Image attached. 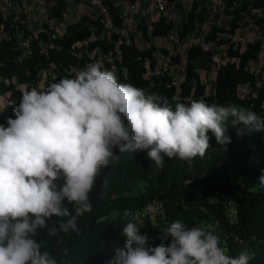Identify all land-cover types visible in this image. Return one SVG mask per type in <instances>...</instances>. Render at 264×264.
I'll list each match as a JSON object with an SVG mask.
<instances>
[{
    "label": "trees",
    "instance_id": "16d2710c",
    "mask_svg": "<svg viewBox=\"0 0 264 264\" xmlns=\"http://www.w3.org/2000/svg\"><path fill=\"white\" fill-rule=\"evenodd\" d=\"M51 15L60 17L65 10L63 0H53ZM113 26L105 37V24L97 11H90L78 21L69 23L61 38H52L55 46L47 55L34 47L28 55H21L14 41L0 42V78L6 79L8 86L0 85V93L9 91L8 99L13 102L0 112V124L7 126V119L14 118L13 109L22 98L23 92L13 89L12 78L24 84L26 90L37 88L45 72L43 89L68 75V68L78 70L95 64L96 58L88 55L98 49L107 59L100 64L103 70L114 71L118 82L142 89L145 95L159 97L157 103L175 110L177 103L188 105L192 101H204L209 105L236 106L252 111L264 120V81L249 72L250 63L262 58L264 46L259 40L248 42L243 50L235 48L230 38L222 34L234 35L244 15L249 16L254 25L264 28V0H223L227 28L212 26L204 42L228 44L229 62L215 71L211 91L206 94L199 82L198 71L209 72L213 67L211 53L201 45L192 44L187 50L183 80L178 91L167 71L154 73L157 67V50L152 45L138 49L132 37L123 35L122 20L112 0H101ZM175 9L183 12L176 33L184 39L196 26H201L209 16L205 0H194L187 9L182 0H167ZM173 27L163 17L151 24L150 36H166ZM141 34L148 39V29L142 22ZM95 36L87 46H76ZM41 34L40 38H46ZM167 54L163 49L159 50ZM148 63V70L144 64ZM179 55L170 57V63L178 64ZM125 70V73L122 71ZM146 76L148 78H146ZM74 78V77H73ZM238 85H251L255 94L250 99L239 97L235 89ZM232 117L226 121V135L230 143L219 145L214 134L209 131L210 148L203 158L192 160L170 159L163 156L162 167L147 157L145 151L117 152L118 159L102 168L92 191L89 193L92 210L77 220L79 233L57 231L48 235L47 228L41 229L34 239L41 245V251L49 252L57 264H108L118 248H122L125 237L122 229L133 221L128 213H136L152 201H158L159 213L154 219L140 218L143 222L141 233L148 236V244L156 246L163 240L170 242L167 230L172 222L180 221L191 228L204 226L219 238L220 246L227 249L226 255L238 257L241 253L251 256L249 264H264V189L260 188L258 177L264 175V126L238 123L232 125ZM237 129L242 135L237 134ZM58 184L62 181H58ZM67 203V202H66ZM71 214L74 206L67 204ZM229 208L234 211L233 219L226 217ZM70 217L53 216L47 227H58Z\"/></svg>",
    "mask_w": 264,
    "mask_h": 264
},
{
    "label": "clouds",
    "instance_id": "9594fccd",
    "mask_svg": "<svg viewBox=\"0 0 264 264\" xmlns=\"http://www.w3.org/2000/svg\"><path fill=\"white\" fill-rule=\"evenodd\" d=\"M90 11L97 10L84 15ZM104 35L108 37L106 32ZM89 39L81 45L87 46L96 38ZM88 55L96 58L95 64L81 70L70 66L68 75L72 78L60 79L46 89L45 72L39 73L37 88L30 90L16 78L11 80H16L13 89L23 94L13 109L14 118L7 119V126L0 124V264H57L49 252L40 250L34 237L45 228L50 236L57 231L79 233L77 220L92 210L89 193L96 178L102 168L118 159V151L146 150L147 157L162 167L161 153L170 159L203 158L210 148L209 131L217 144L230 143L225 134L229 117L233 126H264L256 113L236 106L192 101L188 105L177 103L173 110L166 101L157 103L159 97L154 94L145 95L142 89L118 82L114 71L103 70L101 60L109 59L98 49ZM144 66L148 70L147 62ZM199 71V82L208 94L215 73L206 84L201 82ZM182 80L183 75L176 84L172 79L176 91ZM263 81L259 79L255 85ZM239 87L246 89L238 91ZM252 87L238 85L235 92L250 99L255 94ZM11 105L13 102L4 105L0 112ZM237 134L242 135V131L237 129ZM258 181L264 189V175ZM67 204L74 206V215ZM233 215L229 208L226 217L231 220ZM53 216L70 218L49 228L47 221ZM141 228L139 217L125 224L124 246L116 249L108 264H249L251 259L246 253L226 255L219 238L204 226L188 228L180 221L172 222L166 232L170 242L162 240L156 246L148 244Z\"/></svg>",
    "mask_w": 264,
    "mask_h": 264
},
{
    "label": "built area",
    "instance_id": "2783aa9c",
    "mask_svg": "<svg viewBox=\"0 0 264 264\" xmlns=\"http://www.w3.org/2000/svg\"><path fill=\"white\" fill-rule=\"evenodd\" d=\"M63 1H65L66 3L65 10L63 11L60 17L56 18L51 15V7L55 5V2L53 0H0V42L14 41L17 44L16 47L21 55L30 54L34 47L38 48L41 51V53L47 55L49 50L55 46L52 38H61L65 32L66 26L69 23L78 21L85 14L80 9L75 10L74 8H72V12H70L69 10L70 6L67 4V2L68 1L72 2V0H63ZM192 1L194 0H182V2L185 4L187 9L190 7ZM78 2L79 0H75V4H77ZM81 2L85 6H88L90 10H97L99 14L102 15V18L105 23L106 36H108V33L113 30V26L108 17L106 8L102 4V1L81 0ZM205 3L206 6H208L209 8L208 19L203 24H201L200 27L196 26L184 39H179L176 33V29L179 28L180 26V21H181L180 20L178 23L179 25H177L176 27L173 26L175 27L174 31L176 34L173 40L178 42V44L180 45L179 48L184 49L185 61L187 56V50L192 44L201 45V47L204 50L209 51L211 53V61L213 63V67L208 73H206V71H203V74L207 75L208 77H213L215 71L220 66L226 65L230 60L229 56L227 55L228 44L223 43L217 45L215 44L214 41L204 42V37L209 34V30L212 26L218 27L219 24V26H223L227 28V18L224 14L225 4L223 0H205ZM151 5L153 10L156 11V13L157 12L161 14L163 13V15L158 16L157 13L156 17L152 16L151 18L147 19L148 14L150 13V8L143 5L140 0H125L123 1V3H117V4L114 3V6L118 10V16L122 20V24H123L122 33L125 37H127L126 32L129 26L131 25H133V28H137V30H140L141 33L140 26L143 22L145 23L148 29V35H147L148 39L158 38V37H152L149 34L151 29V24L157 21L160 17H163L167 22H172L174 21L173 19L174 11L175 10L179 11L178 9H175L173 4L169 3L167 0H152ZM179 13H181V19H182L183 12L179 11ZM245 16L247 15H244L241 18L240 23ZM215 18H218L217 22ZM219 19H222V22L224 24L222 22L218 23ZM198 30H200L202 34L197 33L192 35L193 32ZM41 34L46 35L47 37L40 38ZM233 36H235V34L232 36L228 34H222L221 38L223 39L230 38L233 41ZM169 38L172 39V37L170 36ZM148 39L147 40L144 39V41L148 42ZM90 40L91 39L85 40L84 44H87V42ZM76 45L80 46L81 43L77 42ZM135 46L139 49L144 48V47H139L136 41H135ZM234 47L239 48L236 46V44ZM159 50L160 49H157L154 52V56L155 58H157V60H158V53H160ZM241 50L242 49H240V51ZM180 53L181 52L179 53L177 52L176 54L180 55ZM162 56H164L165 58L164 60L167 66L165 68H161L157 63V67L154 73L167 71L169 75L172 77L173 83L176 84L178 82V78H176V76L174 77L173 71H175V73H178L180 77L183 75L184 66L182 67V70H179V66L182 64L181 57L179 56L180 62L178 63V66H176L177 64L170 63V57L173 56V54L162 53ZM249 70L250 73L256 75L253 71H251V69ZM203 76L200 75V80L206 83V78L203 79L202 78ZM15 82H16L15 79H13V81L11 82L13 88L17 87ZM1 84L4 85V87H7L9 85L6 79L0 78V85ZM244 89L246 88L239 87L238 91H244ZM8 93L9 91H7L6 93H0V108L3 107L4 105L11 104V101L8 100V95H9ZM159 210L160 209L158 203L154 201L148 204L147 206H145L139 212L136 213L126 212V214L131 219H134V217L142 218L145 216H148L150 219H154L155 216L159 213Z\"/></svg>",
    "mask_w": 264,
    "mask_h": 264
},
{
    "label": "rangeland",
    "instance_id": "374dc122",
    "mask_svg": "<svg viewBox=\"0 0 264 264\" xmlns=\"http://www.w3.org/2000/svg\"><path fill=\"white\" fill-rule=\"evenodd\" d=\"M68 5L70 6V9H69L70 12H72V8H74L73 6L75 5V0H72V2L68 1ZM178 14H180V13H178ZM152 16L156 17L157 13L151 7L150 13L148 14L147 19L151 18ZM215 19L217 22L218 18H215ZM180 20H181V17L177 16L176 21H172L173 26L176 27L177 25H179L178 23ZM247 20H249V21H247ZM220 22H222V19H219L218 23H220ZM218 26H219V24H218ZM175 27H173L171 29V31L168 33L169 35H166L163 37H158V38H149L148 42H145L144 37L140 33V30H137V28H133V25H131V26H129V28L126 32V35H127L126 39L129 36L132 37L134 42L136 41V43L139 47H145L148 45H153L157 49H163L167 53H170L173 55H175L177 52L178 53L181 52L179 56L181 57L182 64L179 66V70H182V67L185 66V64H186V61L184 60L185 53H184V49L179 48L180 45L178 44V42L173 40V38L176 35L175 31H174ZM139 33H140V35H139ZM197 33L202 34V32L200 30H198V31L193 32L192 35L197 34ZM169 36L172 37V39L169 38ZM255 40H259L261 42V44L264 45V29H262V27H258L256 25H254L252 19H250V17L245 16L243 18V20L241 21L240 27L236 31L235 36H233V41L237 47H239L240 49H244L248 42L255 41ZM179 42H181V41H179ZM164 59L165 58H164V56H162V53L161 52L158 53L157 63L161 68H165L167 66ZM176 66H178V64ZM250 69H251V71H253L256 74V76L259 77L260 80L264 79V60L255 61L254 63H252ZM199 73L201 76L204 75L203 70L202 71L200 70ZM173 74H174V77L176 76V78H178V80H181V77L179 76L178 73H175V71H173ZM176 78H175V80H176ZM202 78L203 79L206 78V84H208L211 81V78L206 77V75H204ZM201 82L204 83V81H201Z\"/></svg>",
    "mask_w": 264,
    "mask_h": 264
},
{
    "label": "crops",
    "instance_id": "0c3cea01",
    "mask_svg": "<svg viewBox=\"0 0 264 264\" xmlns=\"http://www.w3.org/2000/svg\"><path fill=\"white\" fill-rule=\"evenodd\" d=\"M112 1L115 4H117V3H123V1H125V0H112ZM140 1L143 5L147 6L148 8L152 7V5H151L152 0H140ZM67 4H68V2H67ZM73 7L75 10L80 9L83 13H86L87 11L90 10V8L88 6H85L84 4H82L81 0H79V2L77 4H75ZM157 13H158V16L163 15V13L162 14L159 12H157ZM178 13H179V11H177V10L174 11V18H173L174 21H176L177 16L181 17V13L180 14H178Z\"/></svg>",
    "mask_w": 264,
    "mask_h": 264
}]
</instances>
